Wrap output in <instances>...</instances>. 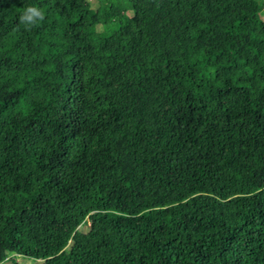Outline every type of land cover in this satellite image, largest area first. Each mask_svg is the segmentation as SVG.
<instances>
[{
  "label": "trees",
  "instance_id": "16d2710c",
  "mask_svg": "<svg viewBox=\"0 0 264 264\" xmlns=\"http://www.w3.org/2000/svg\"><path fill=\"white\" fill-rule=\"evenodd\" d=\"M85 1L0 0V264H264V0Z\"/></svg>",
  "mask_w": 264,
  "mask_h": 264
},
{
  "label": "rangeland",
  "instance_id": "374dc122",
  "mask_svg": "<svg viewBox=\"0 0 264 264\" xmlns=\"http://www.w3.org/2000/svg\"><path fill=\"white\" fill-rule=\"evenodd\" d=\"M91 4V0H86L84 2V7L87 9ZM262 18L264 19V11L261 14ZM88 218V214L84 211L80 212L79 215V226L77 233L71 238L67 245H65L62 249H69L71 248L75 242L89 229L88 224L84 223L85 220ZM17 256V260L21 263H29V264H40L41 260H36L32 254H25L24 252H18L15 254ZM11 260L7 259L2 264H10Z\"/></svg>",
  "mask_w": 264,
  "mask_h": 264
},
{
  "label": "clouds",
  "instance_id": "9594fccd",
  "mask_svg": "<svg viewBox=\"0 0 264 264\" xmlns=\"http://www.w3.org/2000/svg\"><path fill=\"white\" fill-rule=\"evenodd\" d=\"M43 19V13L34 6L27 7L20 15V22L25 25H34L37 20Z\"/></svg>",
  "mask_w": 264,
  "mask_h": 264
}]
</instances>
